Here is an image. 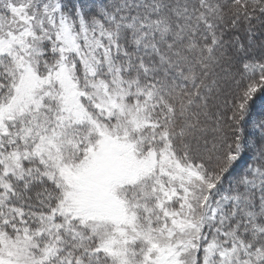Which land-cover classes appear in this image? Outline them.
I'll return each mask as SVG.
<instances>
[{"label": "snow or ice", "instance_id": "obj_1", "mask_svg": "<svg viewBox=\"0 0 264 264\" xmlns=\"http://www.w3.org/2000/svg\"><path fill=\"white\" fill-rule=\"evenodd\" d=\"M0 264H264V0H0Z\"/></svg>", "mask_w": 264, "mask_h": 264}]
</instances>
